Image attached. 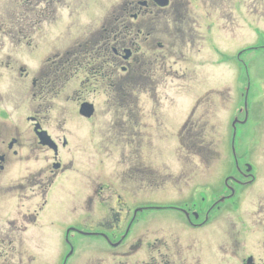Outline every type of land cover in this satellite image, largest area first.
Masks as SVG:
<instances>
[{
  "label": "flooded vegetation",
  "instance_id": "1",
  "mask_svg": "<svg viewBox=\"0 0 264 264\" xmlns=\"http://www.w3.org/2000/svg\"><path fill=\"white\" fill-rule=\"evenodd\" d=\"M160 122L180 145L149 144ZM263 154L264 0H0V264H47L34 231L67 247L53 264L79 238L195 264L180 229L264 264Z\"/></svg>",
  "mask_w": 264,
  "mask_h": 264
},
{
  "label": "rangeland",
  "instance_id": "2",
  "mask_svg": "<svg viewBox=\"0 0 264 264\" xmlns=\"http://www.w3.org/2000/svg\"><path fill=\"white\" fill-rule=\"evenodd\" d=\"M219 39V38H218ZM241 41L238 39L234 42V44H240ZM220 47L223 51H226L227 48L232 47L231 43L228 44H223L220 41ZM183 61H185L184 59H182ZM186 66L189 67V62L185 61ZM159 129V133L154 135V138L149 136V144H155V145H180V141L178 138V134L177 132H175L174 130H172L170 127L168 126H163L162 122H160L159 126L157 127ZM89 130V129H88ZM61 129L58 128V132H60ZM87 135V139H86V143H85V148H86V152L89 151L92 147L90 145L89 142V136L90 134V130L89 132L86 133ZM204 141L200 140L199 144H203ZM264 157V154H263ZM147 201L148 202H156V193L152 192V191H148L147 192ZM28 205H31V202L29 201L27 203ZM5 213V209L0 205V214ZM164 216L168 217L169 219L166 221V225L168 224L171 228L173 226L176 227V216L174 214H165ZM91 218V217H90ZM156 218H161L158 214L154 213V218L152 217H148L151 225L156 224ZM28 220L31 219V217L28 215L27 217ZM80 223L78 222L77 218H70L68 221V224L71 225L72 223ZM146 224V223H145ZM166 225H163V227L161 228L162 233L158 234L156 232H151L153 235L150 236L149 241H154L157 238H163V240L165 241H170L171 239V231H163V229L166 227ZM220 225L219 221H216L214 224V227L212 229V231H216L218 233H220V230L218 229V226ZM231 230V226L228 225L226 228L227 234L229 233V231ZM19 235L21 233H16V235ZM33 236L35 237L36 240H44L45 238L50 239V242L45 245V246H37L35 248L32 249V254L36 255L37 254V249L38 247H42L40 248L41 250H43V253H46L47 256L49 257V259H47L46 263L47 264H53V258L56 257V251H57V257L60 261H62L63 259H65V253L67 251V247L66 246H61L59 243V240L56 239V237L54 235H52L50 232H48L47 234L40 232H36L34 231ZM62 237H64V233L61 235ZM180 236H181V250L182 251H187L189 249V247H194L197 248V251H194L195 253V257H196V262L195 264H238L234 259H232L231 257L234 256L235 253V249L232 248L229 244H225L227 242V239L225 237L221 236V239L218 241H210L206 244L203 243L202 240H200L199 238L194 241V238L197 237V235L191 234L190 237H184L183 231L182 229H180ZM0 239H1V235H0ZM79 240H82L79 245H78V250H80L78 253H76V255L74 256L73 259H71L70 264H97V261H94L93 259L90 260V257H92L94 254L99 253V255L101 256V260L99 261L100 264H114L115 261H127L130 262L132 260H135V258H130V257H124L121 254L122 251V247L119 246L115 249H111L109 248L108 250H90L88 252H86V250L84 248H87L90 244L92 243H102V241L96 240V239H81L79 238ZM223 244L224 245V252L221 253L218 250V247ZM163 245V244H162ZM114 248V247H113ZM194 248L190 251L192 252L194 250ZM209 249L210 250V255L213 256V258L209 259V260H205L204 256L206 254V250ZM252 251L254 253H256L259 256H263L264 254V248H260L258 247L257 249L254 248L252 249ZM72 253V250L71 252Z\"/></svg>",
  "mask_w": 264,
  "mask_h": 264
}]
</instances>
